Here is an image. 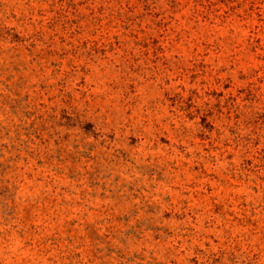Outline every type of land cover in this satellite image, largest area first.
<instances>
[{"label":"rangeland","instance_id":"rangeland-1","mask_svg":"<svg viewBox=\"0 0 264 264\" xmlns=\"http://www.w3.org/2000/svg\"><path fill=\"white\" fill-rule=\"evenodd\" d=\"M0 264H264V0H0Z\"/></svg>","mask_w":264,"mask_h":264}]
</instances>
